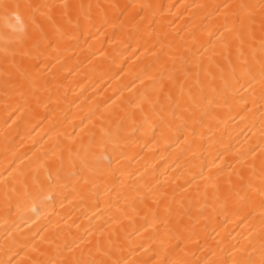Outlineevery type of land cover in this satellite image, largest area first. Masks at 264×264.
I'll list each match as a JSON object with an SVG mask.
<instances>
[{"label":"bare ground","instance_id":"1","mask_svg":"<svg viewBox=\"0 0 264 264\" xmlns=\"http://www.w3.org/2000/svg\"><path fill=\"white\" fill-rule=\"evenodd\" d=\"M0 2L68 4L73 14L80 11L92 21L74 32L75 39L65 34L59 43L54 41L39 60L15 56L32 75L24 81L22 97L19 90L5 85L4 73L6 66L15 72L9 63L11 54L18 49V38L32 32V24L26 12L6 14L0 9V264L73 258L107 264H232L246 261L249 253L259 261L264 202L258 192L227 205L223 199L210 198L205 213H194L190 230L178 238H162V230L150 226L149 209L162 211L169 201L182 198L187 206L204 189L202 175L216 174L221 164L218 154L225 169L239 168L238 157L249 167L255 163L259 186L258 170L264 160V82L258 65L253 69L255 79L232 80L221 55L220 33L225 25L231 26L236 5H259L261 0ZM51 31L56 35L54 28ZM170 50L183 53L191 62L193 80L197 62L202 65V81L209 79L205 68L215 74V86L227 99L225 103L217 98L203 116V126H195L203 135L195 141V155L184 142V129L175 131L180 121L171 131L164 128L163 137L160 128L153 133L147 124L133 132L143 119L135 105L152 86L150 77L158 76L159 63ZM235 56L233 50V62ZM217 63L223 67V80ZM195 99L199 101L198 96ZM189 104L185 95L183 106ZM205 106L196 109L197 115ZM144 107L150 116L148 106ZM125 113H135L137 125L125 121L120 147L114 149L107 137L101 142L100 126L103 123L115 136L116 121L108 124V119ZM91 133L96 136L87 156L89 168L81 172V159L70 162L66 148L71 145L75 151L81 144L88 145ZM60 147L65 148L63 153ZM59 155L64 169L58 174ZM71 172L76 175L69 176ZM22 173L26 188L19 183ZM148 188L156 196L166 193L163 203L158 206L151 197L140 205L138 196Z\"/></svg>","mask_w":264,"mask_h":264},{"label":"snow or ice","instance_id":"2","mask_svg":"<svg viewBox=\"0 0 264 264\" xmlns=\"http://www.w3.org/2000/svg\"><path fill=\"white\" fill-rule=\"evenodd\" d=\"M83 7V5L78 6L79 9H83ZM140 7L147 9L152 6L141 5ZM224 7L228 8L231 6L225 5ZM235 7L237 8V12L233 13L234 19L231 22V26L225 25V31L220 33V44L223 49L221 55L227 61L230 76L234 82L239 83L245 78H249V81L255 79L253 69L256 65L259 66L260 79L264 82V0H261L259 5L242 3ZM0 9L6 14L9 12L16 14L21 11L26 12L32 24V32L30 34L25 33L18 38V49L11 54L13 58L9 63L11 68L15 69V72L10 71L6 66L4 73L6 77L5 85H10L14 90H19V95L22 97L25 95V91H23L25 89L24 81L32 79V75L27 69L21 68L20 64L16 62L15 56L19 55L29 60H39L45 55L46 50L52 47L54 41L59 43L65 38V34H67L68 38L75 39V31H79L82 27L92 23L90 17L80 11L73 14L68 4H9L0 2ZM57 9L60 11L57 12ZM257 9H259L258 20ZM57 16L59 20H57ZM141 19L143 20L144 18L142 17ZM16 20L19 22V15H16ZM58 24H60V27H57ZM53 28L56 35L52 34L51 30ZM61 28H63V31H61ZM233 50L236 54L235 62L231 59ZM8 55L6 52V58ZM164 56L166 59L161 60L159 63L158 76L150 77L153 81L152 86L141 94L135 105L143 118L140 124L137 125L135 113H125L124 116L112 114L111 118L108 119V124H111L113 119L116 121V134L114 136L112 130L104 127L102 123L100 126L101 142L107 137L112 141L114 149L119 148V133L123 130L125 121L137 125V127L133 128V132L146 124L151 126L153 133H155L157 128H160L162 137L164 128L171 131L173 130V124L176 121H180L181 123L176 125L175 131L179 133L181 128L184 129L187 133L184 137V142L188 144L189 150L193 151V155L196 154L194 149L198 148V146L195 144V141L203 139V135L201 132L196 131L195 126L197 124H200L201 127L203 126V116L209 114L208 109L217 103V98L223 100L225 103H227V99L222 90L218 91L215 86L216 76L209 69H204L205 75L209 79L207 81L200 79L202 67L200 62L194 65L196 71L194 73L195 80H193V69L189 66L191 62L183 53L177 55L170 50L164 53ZM209 59L211 61V58ZM216 67L219 69L221 73L220 78L223 80V67L218 63ZM17 74H19L20 79H17ZM14 80L16 82L12 83ZM189 81H192V83L189 84ZM178 86L179 92L177 94L176 90ZM226 87L227 81L225 80ZM194 88L196 89L195 92ZM29 90L31 91V88ZM32 95L35 97V91H32ZM185 95L191 101V104L187 106H183ZM196 96L199 97V101L195 99ZM36 99L38 102V97ZM201 104H206V106L200 115H197L196 109L200 108ZM145 105L148 106L151 112L150 116L145 112ZM95 136V133H91L89 144H81L75 151L71 145L66 148L70 162H73L74 158L81 159V172L89 168L87 156L91 149V140ZM189 136L192 137L191 140H189ZM177 138L179 137L177 136ZM209 147L211 148L212 146L209 145ZM58 151L63 153L65 148L60 147ZM81 152L84 153L82 158ZM53 155L56 156L57 153L54 152ZM252 155L254 156L255 154L253 153ZM218 158L221 160V164L216 166V174L202 175L205 181L204 189L203 191L198 190L195 199L189 200L187 206H185L182 198L179 201H174V199L173 201H169L162 211L159 207L154 211L149 209L152 212L150 226L154 230H162V238H171L172 236L178 238L182 232L189 231L194 213L196 215H203L209 207L208 200L210 198L214 202H219L223 199L224 204L227 205L233 200L237 202L246 201L253 192H258L262 198V202H264V160H261L259 165V186L257 187L255 183L257 179V167L255 163L249 167L243 157H238L237 163L240 164L239 168L229 165L225 169L223 166V156L218 154ZM57 159L60 161V167L57 169L59 174L64 169V159L62 155L57 156ZM73 166H75L74 163ZM68 175L74 176L76 173L71 172ZM19 183L25 188L27 187L25 174H21ZM209 189H211V192H209ZM151 197H155L154 203L159 206L166 198V193L161 192L159 196H156L153 189L148 188L146 193L138 196V202L140 205H144L146 200ZM135 203L134 201L132 205L134 212L137 211ZM173 203H175V207H173ZM185 218H187V222ZM97 245L99 250V241ZM251 255L249 253V259L246 261H233L232 264H264V245L261 246L259 261L252 259ZM35 264H107V262L104 260L73 258L71 260L60 261L40 260L36 261ZM113 264H118V262L114 261Z\"/></svg>","mask_w":264,"mask_h":264}]
</instances>
